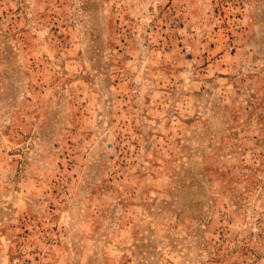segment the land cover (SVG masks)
<instances>
[{
	"label": "rangeland",
	"instance_id": "obj_1",
	"mask_svg": "<svg viewBox=\"0 0 264 264\" xmlns=\"http://www.w3.org/2000/svg\"><path fill=\"white\" fill-rule=\"evenodd\" d=\"M0 264H264V0H0Z\"/></svg>",
	"mask_w": 264,
	"mask_h": 264
}]
</instances>
